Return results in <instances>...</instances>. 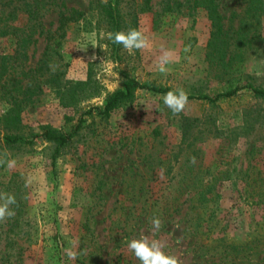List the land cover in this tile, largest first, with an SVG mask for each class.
Returning <instances> with one entry per match:
<instances>
[{"label": "rangeland", "instance_id": "rangeland-1", "mask_svg": "<svg viewBox=\"0 0 264 264\" xmlns=\"http://www.w3.org/2000/svg\"><path fill=\"white\" fill-rule=\"evenodd\" d=\"M0 1L16 5L13 24L25 23L20 0ZM24 1L39 6V27L26 31L19 48L14 35L0 36V58L10 66L1 82H32L26 94L16 93L24 101L15 106L0 92V137L25 140L0 142V158L15 161L0 165V194L16 199L15 215L0 221V264H140L128 242L151 235L153 216L162 221L154 238L180 264H264V233L256 236L264 230V204L255 199L264 192V98L246 88L225 99L188 98L173 116L164 94L139 89L105 118L84 114L125 76L193 96L235 85L264 89V12L245 13L246 0H215L224 29L238 33L224 70L207 62L209 22L194 0H149L144 11V0L121 1L122 30L137 28L149 41L135 55L122 45L113 52L101 0ZM70 9L83 15L66 25L49 69L31 80L18 74L37 66L42 33ZM166 49L175 62L163 74L157 62ZM79 119L64 145L35 136ZM220 237L256 241L246 253L225 255ZM70 241L74 261L65 255Z\"/></svg>", "mask_w": 264, "mask_h": 264}, {"label": "trees", "instance_id": "trees-1", "mask_svg": "<svg viewBox=\"0 0 264 264\" xmlns=\"http://www.w3.org/2000/svg\"><path fill=\"white\" fill-rule=\"evenodd\" d=\"M20 1L22 5V8H20V10L26 13L25 23L20 24H13V21L18 19V11L16 5L9 6L6 1H0V36L14 35V42L18 48L23 47L24 43L27 40L26 35L28 36V34H26V31H32L40 25L38 22H36V15L39 10V6L30 8V5H28L27 2H25L24 0ZM121 1L123 0H108L107 4H101V10L107 21L109 32H116L118 30H122L123 28L122 17L120 16V10L118 8ZM148 2L149 0H144L139 6V10H147L149 8ZM193 6L202 8L205 11L206 18L209 22V34L206 42L207 50L205 53L207 62L212 66H218L225 70V68L230 67L232 60L231 55L226 56V49L231 46L234 41H236L235 38L236 36H238V33L234 34L233 32V34H229V30L224 29L222 17L218 12L215 0H194ZM250 9H252V11L257 14H259L260 12H264V0H246V8L244 12L248 13L250 12ZM82 15L83 12L76 9H70L67 12H59L56 19V25L53 30H46L43 33L41 32V30H39L38 33H42L44 39L41 58L35 68L27 69L25 71L19 70L18 74L26 75L28 72V74L26 75L29 78L28 80L36 79L35 77H37L38 75H43L44 71H47L49 69L48 63L52 62V59L54 58L53 56L56 55V47L59 46L60 39H62V37L65 35L66 25L70 22L77 21L78 19H80V17H82ZM109 45L114 53L120 48V45L114 44L110 40ZM11 56L13 57V54H11ZM7 57L9 58V56ZM15 59L16 58L14 57L13 61H15ZM7 68H10L9 63L5 62L4 58H0V78L7 75ZM18 81L19 80H14L9 85V80H7V82H1L0 79V92H2L1 95L4 100L12 106L18 105L20 102L24 101L23 98H18L16 96V93H25V91L29 89L30 85L32 84L31 81H28V85L22 87L20 84H18ZM14 82L16 83L14 84ZM242 88L250 90L251 93L255 96L264 98L263 88L253 87L250 85H235L232 87H228L225 90L217 91L211 96L205 94L193 96L191 94H188V98L205 100L225 99L235 95ZM139 89H144L153 93L160 94H165L167 91H170L169 88H166L164 86L139 82L133 77L125 76L121 82L120 87L108 93L103 99L101 105L86 109L84 111V114H95L99 118H105L119 104L130 100L133 97V92ZM81 123L82 121L80 119L73 126L67 125L68 123H66L62 130L43 128L41 132L35 134V136H38L45 141L52 142L56 146H61L66 144L71 139L75 131L80 127ZM23 141H25L23 138L15 134H4L0 137V142L7 144ZM255 199L257 202L264 204V192H257ZM198 215L199 218H201V216L203 215V211L197 212V218ZM263 233L264 230L262 232H258L256 236L263 235ZM255 241L256 238L240 243L225 242L223 241V238L220 237V242L222 244H220L219 242L217 245L221 248V252L225 253V255H239L246 253L247 249H250V245Z\"/></svg>", "mask_w": 264, "mask_h": 264}, {"label": "clouds", "instance_id": "clouds-1", "mask_svg": "<svg viewBox=\"0 0 264 264\" xmlns=\"http://www.w3.org/2000/svg\"><path fill=\"white\" fill-rule=\"evenodd\" d=\"M107 4L108 0H101ZM108 40L117 45H122L123 49L129 55H135L136 51H143L149 47V41L142 31L137 28H129L127 31L118 30L116 32H108L106 34ZM96 46V45H93ZM102 50H104L102 48ZM184 51H190V46H186ZM175 62V54L171 50H164L157 62V71L167 74L169 71L168 65ZM163 104L171 111L173 116L179 115L185 108L188 102V94L183 88L167 91L163 97ZM7 156V153L4 154ZM192 164L196 163L195 157L190 158ZM8 168L15 165L14 160H5L0 158V165L5 164ZM0 221L6 218H11L15 212L10 208V205L16 204V199L13 195L0 194ZM151 235L141 234L139 238H134L128 242V249L140 264H180V261L175 255H170L164 251L166 243L160 239L154 238L162 228V221L159 217L151 218ZM72 247L65 249V255L69 260H75L78 253L74 250L75 242L70 241Z\"/></svg>", "mask_w": 264, "mask_h": 264}]
</instances>
